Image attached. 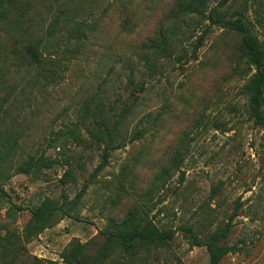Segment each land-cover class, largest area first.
Instances as JSON below:
<instances>
[{
    "label": "rangeland",
    "instance_id": "374dc122",
    "mask_svg": "<svg viewBox=\"0 0 264 264\" xmlns=\"http://www.w3.org/2000/svg\"><path fill=\"white\" fill-rule=\"evenodd\" d=\"M219 1L209 0L210 7ZM174 2L13 4L12 21L0 26V105L8 98L0 114L7 115L6 126L20 137L25 153H45L59 161L26 174L16 170V160L0 178V234L26 248L19 264H27L26 258L35 262V257L60 263L74 239L101 244L107 217H122L135 202L172 237L133 256L115 252L108 264H209L207 248L193 245L184 227L206 240L228 223L221 243L235 250L219 264H264V125L248 111L243 87L255 70L241 51L243 34L191 16L176 36L175 55L161 57L159 71L150 76L143 45L174 24ZM218 10L227 11L226 18L243 11L250 32L264 46V0H229ZM67 14L69 22L49 28L55 16ZM78 21L83 22L80 32L73 28ZM200 37L203 43L194 55ZM39 38L47 56L58 60L59 77L49 83L43 73L14 62L10 53L13 46ZM132 72L146 86L135 100ZM100 100L113 120L125 103L135 102L111 144L97 143L83 118L86 108L94 109ZM155 117L158 125H152ZM143 128L147 131L137 135ZM181 143L180 169L167 185L142 197ZM67 170L71 176L63 182ZM45 198L60 203L61 210L52 225L27 241L30 210Z\"/></svg>",
    "mask_w": 264,
    "mask_h": 264
},
{
    "label": "trees",
    "instance_id": "16d2710c",
    "mask_svg": "<svg viewBox=\"0 0 264 264\" xmlns=\"http://www.w3.org/2000/svg\"><path fill=\"white\" fill-rule=\"evenodd\" d=\"M16 1L18 0H0V26L2 24L7 25L12 21L13 11L11 10ZM228 1L220 0L217 5L210 7L209 0H175L171 11L174 24L160 28L156 35L143 45L146 49L144 52L147 54L145 56L148 58L146 64L151 71L150 76H152V74L159 71V59L161 57L170 58L175 55L176 36L182 27L181 24L187 22V19L194 15L204 17L212 23L242 33L241 51L255 70L243 87L248 96V111L255 121L264 125L262 112L264 104V46L258 36L250 32L243 11L238 12L235 18H226L227 11L222 13L218 10L220 7H224ZM50 5L53 6L54 4L51 3ZM62 7L63 10L60 12L63 14L66 7ZM62 21L69 22V15L67 14L65 18L60 15L55 16L49 28L53 31ZM126 23L128 24L125 20L124 26ZM82 24L83 22H75L73 27L75 31H82ZM202 43V37H200L195 45L194 55ZM47 51L46 45L39 38L38 40H28L21 47L13 46L10 53L15 59L14 62L16 60L21 61L30 70L34 69L37 75L43 73L46 79L45 82L49 83L59 75L57 58L51 54L48 57ZM177 59H180V57ZM129 84L134 88L131 93L134 100L139 97L137 93H142L146 89L145 82L140 84L136 82L133 72L129 76ZM7 99L5 98L0 106L5 104ZM101 103V100L97 102L92 110L87 107L83 118L88 121L90 125L88 130L97 143L108 141L111 144L114 143L116 136L120 134L122 122L132 114L135 102L125 103L115 120H113L114 115H111L108 111L105 112L106 110L103 104L100 105ZM108 110L111 111L113 108L111 107ZM5 117L7 115L2 116L0 114V178L16 160H19L16 170L26 174L34 170L52 167L59 162L56 158L46 157L45 153L39 155L25 153L23 146L20 144V137L13 136L12 130L6 126ZM158 121L159 118L155 117L151 121L152 125H158ZM145 131H147V128L139 129L136 130V134L141 135ZM70 133L74 139L80 135L74 129H70ZM184 158L185 146L181 143L168 159L167 164L154 174L148 187L141 191L142 197L150 196L156 189L158 190L167 185L173 175L172 173L180 169ZM66 163L70 164V160L67 159ZM70 176L71 172L67 170L64 174L65 179L62 181L65 182ZM1 193H4L2 189L0 190ZM61 207L62 205L55 200L45 198L38 205L31 208V216L24 229L27 241L38 236L40 232L52 225V220L61 210ZM230 225L228 223L222 229H215L210 234L209 239L206 240L197 236L190 226H185L184 231L189 235L193 245L207 248L210 256L209 264H219L225 255L235 250L233 246L221 243L227 237ZM172 234L171 230L159 227L153 218L148 215V212L135 202L122 217L118 219L112 216L107 217V224L100 231V236L103 238L101 244H96L94 240L81 242L74 239L64 248L61 254L62 262L60 263L43 261L36 257L34 258L35 262H30L27 258L25 262L27 264H108L107 260L115 252L133 256L142 248L166 242L172 237ZM25 252L26 248L19 244V241L14 240L13 237L0 234V264H19Z\"/></svg>",
    "mask_w": 264,
    "mask_h": 264
}]
</instances>
